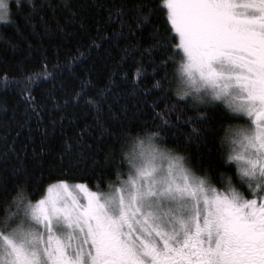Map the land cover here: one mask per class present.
Wrapping results in <instances>:
<instances>
[{
    "label": "snow or ice",
    "instance_id": "1",
    "mask_svg": "<svg viewBox=\"0 0 264 264\" xmlns=\"http://www.w3.org/2000/svg\"><path fill=\"white\" fill-rule=\"evenodd\" d=\"M27 4L33 27H92L90 51L121 55L95 96L84 81L62 103L32 95L53 77L46 55L39 71L0 77L25 101L20 129L35 117L42 137L39 151L31 135L17 148L21 132L0 125V264H264V0ZM13 5L0 0V23ZM129 59L135 78L121 90ZM81 99L92 119L68 136L69 118L53 113ZM130 107L149 119L126 122ZM57 126L65 138L40 187L32 174L44 178Z\"/></svg>",
    "mask_w": 264,
    "mask_h": 264
},
{
    "label": "trees",
    "instance_id": "2",
    "mask_svg": "<svg viewBox=\"0 0 264 264\" xmlns=\"http://www.w3.org/2000/svg\"><path fill=\"white\" fill-rule=\"evenodd\" d=\"M21 7L12 6V21L7 24L0 23V36L5 39H0V77L7 73L9 78H20L22 73L28 71H39L40 61L46 55L49 63V71L53 72V77L45 78L36 81L32 86V95L35 96L37 102H42L48 98V94L52 93L57 103H62L64 99H68L74 92H79L82 82L89 81L88 95L95 96L97 89H102L108 82L112 73V65L120 58L118 49H112L110 57L105 58L104 49L96 50L92 48L89 50V45L92 39L95 38L94 28L88 27L81 29L76 25H65L64 31L56 30V23L49 20L51 25L49 30H45L43 23L36 21L35 27L29 24L27 16L30 12V6L27 0H20ZM60 23L63 24V17L59 18ZM89 24L91 21L88 22ZM99 43V41H97ZM14 45V46H13ZM123 47V45H121ZM81 53L83 55H81ZM73 57H78L73 61ZM53 65H57L56 70ZM123 71H117L115 77L116 82L121 85V90H130L132 81L135 78V63L129 59L123 64ZM124 73L127 74L125 78ZM152 79L149 75L148 79L141 86L151 87ZM52 100H48L47 108L51 109ZM54 115L61 114L67 116L69 119L63 121L64 131L68 136H72L77 125L82 127L85 123L90 122L92 114L88 106L81 99L79 103L69 102L63 113L56 110ZM221 113L218 111L217 115ZM44 124L48 123V112L45 111ZM150 117V109L144 107V114L136 111L135 108H129V114L126 122L136 124L139 121L148 120ZM25 115V101L20 95L19 86L16 84H9L7 88L3 87V80L0 79V125L6 126L10 130H19L21 135L17 139V148L20 142H27V137H33L32 143L39 151L40 140L42 139L40 132L37 131V122L33 117L28 124L20 129V125L24 123ZM69 120L75 121L70 123ZM29 128L32 132L29 133ZM50 128V126H49ZM14 137V132H9V138ZM64 134L57 126L55 132H51L47 140L49 148L48 154L44 157L45 171L43 179H40L41 173L35 172L32 174L36 185L43 187L47 185L49 172L47 168L50 162L54 160L57 152L60 150ZM171 145V142H170ZM213 145L210 142L209 148ZM195 152V149L192 150ZM31 148L29 150V155ZM31 167V164H29ZM229 171V169H222ZM87 179V178H86ZM89 184L92 183L87 179ZM31 191V188L29 189ZM38 198L34 196L33 199Z\"/></svg>",
    "mask_w": 264,
    "mask_h": 264
}]
</instances>
